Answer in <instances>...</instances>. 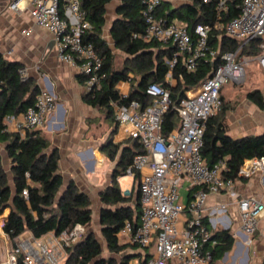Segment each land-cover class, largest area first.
Listing matches in <instances>:
<instances>
[{
  "label": "built area",
  "instance_id": "built-area-1",
  "mask_svg": "<svg viewBox=\"0 0 264 264\" xmlns=\"http://www.w3.org/2000/svg\"><path fill=\"white\" fill-rule=\"evenodd\" d=\"M208 2L209 0H203ZM229 0H220L219 9L227 8ZM240 14L224 28L230 38L237 40L234 50L222 49L210 38L212 26L198 23L191 33L187 24L170 19L159 11L163 0H143V31L134 36L144 41L174 44L177 48L171 66L179 62L186 71L194 73L203 60L214 65L212 73L199 85L186 91L175 106L180 117L179 126L162 132L164 114L172 104L171 89L163 83H150L147 103L138 98L128 100L130 89L120 88V96L127 101L112 102L113 116L125 137L138 140L143 151L137 152L126 174L138 175L141 213L138 221L126 220L119 231L120 240L140 248L156 246V252L143 258L145 264H212L217 241L206 223L207 201L210 194H235V179L226 175L229 166L225 159L210 164L202 153L207 121L223 106L222 88L232 80L243 84L246 66L255 57L264 72V0H240ZM29 5L31 16L54 36L58 57L77 66L84 77L85 91L95 97L105 79L104 58L94 44L86 39L92 29L86 19L81 0H10L9 8L19 10ZM259 39V53L244 52ZM27 77L25 68L20 69ZM174 77L168 73L167 81ZM183 78V74L180 73ZM129 82L132 76L127 79ZM2 90L0 82V91ZM57 101L48 90L40 91L34 104L20 113L4 117L6 132L26 133L41 129L56 110ZM260 174L264 187V157L246 159L239 176ZM183 180L188 182L191 198L184 202L180 192ZM183 185V184H182ZM192 190V191H191ZM24 195H28L26 189ZM223 203L221 209H226ZM241 229L252 235L264 214V203L256 197L238 200ZM184 212L188 216H182ZM84 227L76 225L50 238L33 235L17 236L6 264H75L68 262L67 249L83 236ZM207 244L210 246H207ZM129 264H143L135 258Z\"/></svg>",
  "mask_w": 264,
  "mask_h": 264
},
{
  "label": "trees",
  "instance_id": "trees-1",
  "mask_svg": "<svg viewBox=\"0 0 264 264\" xmlns=\"http://www.w3.org/2000/svg\"><path fill=\"white\" fill-rule=\"evenodd\" d=\"M109 1L81 0L85 17L92 24L86 39L92 42L103 56V71L106 74L100 91L95 97L87 95L86 100L92 105L107 108L108 112L113 114L112 102L123 100L116 86L121 80H127L130 72L134 74L135 82L128 100L138 98L148 103L150 98L146 94V88L150 83L168 85L171 89L172 104L162 120V132L168 134L180 123L175 106L186 96L187 90L199 85L212 73L214 65L210 60H203L194 73L186 71L180 62L174 67L171 66V60L177 50L174 44H163L155 40L144 41L134 36L145 27L142 15L143 0H123L118 10L120 17L113 23L110 35L114 49L126 53L127 56L124 66L115 68L114 50L103 37ZM219 3L220 0H186L180 6L168 11L162 10L161 13L187 24L191 33L198 23L210 24L211 41L215 45H221L222 49L234 50L238 45L237 40L227 36L224 28L215 24H225L237 17L241 12V1L229 0L224 10L219 9ZM163 5L162 2L161 6ZM259 43L260 40L255 39L244 52L256 55L260 51ZM20 69L19 63L6 60L0 55V140L8 142L7 151L13 160L14 178L12 186L0 161V215L13 204L4 230L12 239L26 231H30L36 238H41L51 232L60 234L76 225L88 226L93 218L90 197L73 182L61 192L63 179L59 170V153L57 150L49 152L50 142L41 134L40 129L28 131L24 137L19 133L3 131L4 117L9 113L17 114L26 110L34 104L39 93L35 80L22 77ZM170 72L176 78V84L168 83L167 75ZM247 98L264 109V93L259 88L248 91ZM226 109L224 102L222 109L207 121L202 153L211 165L225 159L229 166L226 175L236 179L246 159L264 157V134L232 137L228 134L227 124L218 117ZM131 140L133 147L127 146L124 149L120 161L122 169L118 170L122 173L131 166L135 154L143 151L138 140ZM108 153L114 159L116 151L109 149ZM24 189L28 191V195L23 194ZM101 199L104 207L100 212V222L111 255H103L100 242L89 233L68 247L67 261L75 264H129L132 259L138 258L145 264L141 252L128 250L129 247H139L122 242L119 237V231L126 220H139L140 189L138 188L136 198L132 195L125 196L118 183L113 180L102 192ZM212 236L217 241L212 262L216 264L217 259L232 249L235 237L230 229L216 230ZM149 256L145 255V258Z\"/></svg>",
  "mask_w": 264,
  "mask_h": 264
},
{
  "label": "crops",
  "instance_id": "crops-1",
  "mask_svg": "<svg viewBox=\"0 0 264 264\" xmlns=\"http://www.w3.org/2000/svg\"><path fill=\"white\" fill-rule=\"evenodd\" d=\"M9 2L10 0H0V55L25 68L27 77L33 78L39 86V92L48 90L56 97L57 108L48 117L40 132L50 142L49 152L57 150L59 153V170L63 179L61 192L73 182L88 196L91 192H96L100 200L102 192L115 180L123 195L136 198L139 188L138 176L127 174L130 180L125 182L123 192V175L126 173L119 171L122 169L120 161L124 149L127 146L133 147V141L119 131L113 114H110L107 108L87 102L88 94L85 91L83 75L77 66L58 57L53 34L34 20L29 5L24 4L19 10H12L8 6ZM122 2L123 0H110L106 7L103 37L110 46V31L115 20L120 17L118 10ZM185 2L186 0H163L164 5L159 11H168ZM169 3L173 4V7H168ZM133 75L130 72L129 77L132 76V80H121L116 87L132 90L135 82ZM169 84H176V78L171 77ZM247 93L248 91L245 99L236 103L234 111L226 109L218 116L227 124L228 134L234 138L264 134V109L248 99ZM237 95L240 96L238 90L235 91V96ZM222 97H225L224 102L228 99L225 93ZM19 134L24 137L27 132ZM7 145V141L0 140V161L8 174L9 183L13 186V160L8 154ZM109 149L116 151L114 159L109 156ZM234 191L233 195L210 194L207 201L206 223L212 234L216 230L230 229L235 237L232 249L217 259L216 264H264V214L259 220L256 232L248 235L241 229L238 208V200L242 197H256L264 203V187L260 174L238 176L235 179ZM189 193L188 190L187 196H182L185 203L191 198ZM223 203L227 204L226 209L220 208ZM131 204L133 205V202ZM103 207L104 205L101 209ZM12 208L11 203L0 215V264H6L14 243L4 230ZM185 214L188 215L187 212ZM53 234L51 232L41 238H50ZM22 235L32 234L26 231L20 236ZM153 246L129 247L128 250L141 252L145 258V255L153 254Z\"/></svg>",
  "mask_w": 264,
  "mask_h": 264
},
{
  "label": "rangeland",
  "instance_id": "rangeland-1",
  "mask_svg": "<svg viewBox=\"0 0 264 264\" xmlns=\"http://www.w3.org/2000/svg\"><path fill=\"white\" fill-rule=\"evenodd\" d=\"M168 7H173V4L169 3ZM108 35H109L108 30H106V36L108 37ZM109 40L111 41L110 37ZM111 43H112L111 47L114 49L115 46L113 41H111ZM114 52H115L114 67L122 68L125 64V59L127 55L126 53L116 49H114ZM256 88H259L264 92V72L260 68L256 58L252 57V61L250 62V64L246 66L245 82L243 84H236L232 80H230L227 83H225L222 88V94L225 93L228 97L227 100L225 99V105L227 106V109L234 111L236 103L241 102V100L245 99L246 92ZM237 90L240 93V96L239 95L235 96V91ZM129 178L130 177H128L127 174L123 175V179H124V181L122 182L123 192H125V188H124L125 182L129 181L130 180ZM183 182H184L183 183L184 186L181 183L180 192L182 196L184 195V197H186L188 192L187 181L184 180ZM89 197L91 200V207L93 210V218L91 223L88 226L84 227V233L85 234L91 233L92 235H94L102 246L103 255L109 256L112 252L109 250L105 237L103 236L102 225L100 222V210L104 204L101 199L100 200L98 199L96 192H91ZM182 216L187 217L188 215H186L184 212ZM151 249L153 253L156 252L155 245Z\"/></svg>",
  "mask_w": 264,
  "mask_h": 264
}]
</instances>
